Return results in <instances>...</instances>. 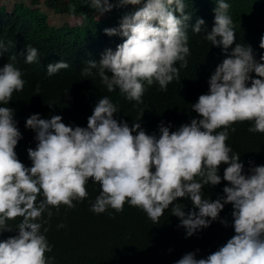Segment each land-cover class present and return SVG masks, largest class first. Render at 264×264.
<instances>
[{
    "label": "clouds",
    "instance_id": "1",
    "mask_svg": "<svg viewBox=\"0 0 264 264\" xmlns=\"http://www.w3.org/2000/svg\"><path fill=\"white\" fill-rule=\"evenodd\" d=\"M127 5L139 7L124 15L118 27L104 30L108 36L123 37V42L115 51L107 49L99 61H86L81 75L99 77L109 93L118 89L125 99L140 104L145 82L167 91L179 79L180 68L187 66L191 14L185 11V0H90L89 4L101 15ZM229 8L225 0H217L214 26L205 34L225 58L211 74L208 92L191 104L198 118L174 131L171 124L161 122L159 135L148 134L138 122L130 127L114 118L119 108L108 96L98 100L87 127L66 125L60 115L44 119L31 114L25 122L37 142L27 149L31 167L15 151L22 134L8 104L26 81L16 67L17 55L9 56L0 67V105H7L0 106V235L17 234L0 240V264H54V257L46 255L53 249L45 225L50 224L53 208L58 214L61 205L74 208L73 201L88 198L90 179L100 186L91 202L93 213L108 209L119 213L127 203L158 224L171 206L186 238L213 221L227 227L220 213L230 204L235 234L206 258H197V249L175 264H264V165L252 166L246 174L240 153L226 143L229 129L235 132L232 125L238 122H251L249 132L264 133V55L257 61L251 46L232 47L236 34ZM204 24L198 18L192 31L201 33ZM260 48L264 49V37ZM5 51L0 41V56ZM24 58L27 64L37 63L39 52L27 45ZM69 67L62 60L49 63L46 72L52 76ZM35 92L39 95V85ZM222 164L227 167L221 177ZM222 180L227 182L223 195L206 198L202 189ZM179 198L190 200L192 209L186 212ZM17 218L22 219L15 226L8 223Z\"/></svg>",
    "mask_w": 264,
    "mask_h": 264
},
{
    "label": "trees",
    "instance_id": "2",
    "mask_svg": "<svg viewBox=\"0 0 264 264\" xmlns=\"http://www.w3.org/2000/svg\"><path fill=\"white\" fill-rule=\"evenodd\" d=\"M225 2L230 5L228 14L236 34L232 47L235 44L251 46L259 61L264 55V49L260 48V40L264 37V0ZM216 3L217 0H185V11L191 14L187 29L190 49L187 66L180 68L179 79L171 82L167 91L161 90L156 83L148 86L145 82L143 102L137 104L125 99L118 89L109 93L99 77L82 76L81 69L86 61H99L107 49L115 51L124 38L108 36L104 30L118 27L121 18L139 6H114L101 15L89 6L90 0H0V41L7 49L0 56V67L9 62V56L17 55L16 67L26 81L24 89L14 92L8 104L15 110L14 118L22 134L15 149L19 160L31 167L27 149L35 148L37 143L34 131L25 127L31 114L39 113L44 119L60 115L66 125L87 127L88 117L103 96H108L118 106L119 112L114 118L127 121L130 127L138 122L148 134L159 135L161 122L165 126L171 124L174 131L190 123L192 118H198V114L191 111V104L208 92L209 78L225 58L220 47L205 39V34L214 26ZM52 16L67 20L63 24L53 23ZM198 18L205 21L199 34L192 31ZM27 45L38 50L39 62L25 63ZM62 60L70 67L48 76L47 65ZM252 75L255 77L254 73ZM37 85L39 95L35 92ZM140 116V120L135 121ZM251 126L247 121L235 123L232 127L236 131L229 129L226 141L240 153L246 174L250 167L264 165V133L249 132ZM225 167L227 165L222 164L219 168L221 177ZM226 184L222 180L219 185L205 186L202 191L206 198L215 200L223 195ZM86 187L87 199L73 201L74 208L61 205L58 214L53 208L50 224L45 225L49 227L45 235L53 249L46 255L54 257V264H175L184 254L197 249V258H206L235 234L230 204L220 213V218L228 221L227 227L219 220L213 221L209 227L186 238L185 229L178 227L179 218L171 215V206L158 224H153L144 211L127 203L122 212L108 209L98 215L90 211V207L100 186L90 179ZM177 202L185 205L186 212L192 209L188 199L179 198ZM21 219L8 223L15 226ZM61 223L65 227L58 228ZM16 234L15 231L4 232L0 240Z\"/></svg>",
    "mask_w": 264,
    "mask_h": 264
},
{
    "label": "rangeland",
    "instance_id": "3",
    "mask_svg": "<svg viewBox=\"0 0 264 264\" xmlns=\"http://www.w3.org/2000/svg\"><path fill=\"white\" fill-rule=\"evenodd\" d=\"M51 20L53 23L57 24H63L67 20L65 17H60V16H52Z\"/></svg>",
    "mask_w": 264,
    "mask_h": 264
}]
</instances>
